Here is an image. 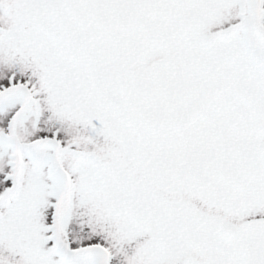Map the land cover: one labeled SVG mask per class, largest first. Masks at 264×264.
<instances>
[{"label": "snow or ice", "instance_id": "obj_1", "mask_svg": "<svg viewBox=\"0 0 264 264\" xmlns=\"http://www.w3.org/2000/svg\"><path fill=\"white\" fill-rule=\"evenodd\" d=\"M0 264H264V0H0Z\"/></svg>", "mask_w": 264, "mask_h": 264}]
</instances>
